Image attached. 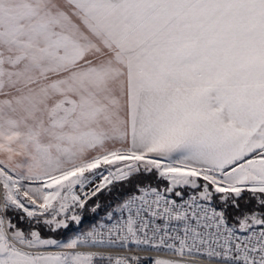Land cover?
<instances>
[{"label":"snow or ice","instance_id":"1","mask_svg":"<svg viewBox=\"0 0 264 264\" xmlns=\"http://www.w3.org/2000/svg\"><path fill=\"white\" fill-rule=\"evenodd\" d=\"M0 264H264V0H0Z\"/></svg>","mask_w":264,"mask_h":264}]
</instances>
